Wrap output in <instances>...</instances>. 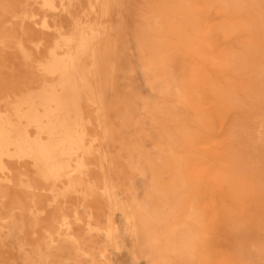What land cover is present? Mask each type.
I'll use <instances>...</instances> for the list:
<instances>
[{
	"label": "bare ground",
	"instance_id": "1",
	"mask_svg": "<svg viewBox=\"0 0 264 264\" xmlns=\"http://www.w3.org/2000/svg\"><path fill=\"white\" fill-rule=\"evenodd\" d=\"M263 142L264 0H0V223L40 264L264 263Z\"/></svg>",
	"mask_w": 264,
	"mask_h": 264
},
{
	"label": "rangeland",
	"instance_id": "2",
	"mask_svg": "<svg viewBox=\"0 0 264 264\" xmlns=\"http://www.w3.org/2000/svg\"><path fill=\"white\" fill-rule=\"evenodd\" d=\"M233 122L238 123V120H233ZM248 125L245 124L244 128L242 130H237L233 134V137L235 139V143L237 146V150L239 153H241L242 156H250L251 153H249V145H252L256 147L258 145V141L252 137V139L249 138L248 133L246 132L249 130ZM244 133L246 135H244ZM264 145V142L262 143ZM233 147V146H232ZM255 167H258V163H255ZM135 183V182H134ZM10 199H6L1 197L0 198V204L7 205ZM15 206V204H14ZM17 222L22 221L25 223V217L23 212L16 211L11 212ZM2 212L0 211V217L2 216ZM152 215L154 217H151L156 222V212H154ZM263 219L259 220L261 222ZM0 264H40L37 258L35 257L34 253L31 251L30 245L26 242V239L23 235L20 233L14 234L17 231L18 224H10V225H4L3 223H0ZM263 235V234H262ZM172 236H163L161 239L160 248L163 249L160 253L161 257L166 258L168 256H175L177 254V250L170 246V242L168 239H171ZM262 238V237H261ZM261 238L255 239L257 242L261 243ZM239 247L242 242H245V235L244 233H240L239 235ZM229 241V240H228ZM229 244L234 245L233 242L229 241ZM250 249L252 251V254L249 252L246 248L239 249L240 255L245 259L248 264H264L261 260H259L261 255H255L256 249L253 246H250ZM20 254L25 255V257L28 259L27 261H24L23 259L18 258ZM56 255L62 256V258H59L57 256H51V262L50 264H64L68 261V258H64L65 255L56 253ZM81 255L77 254V257L79 258ZM237 264H241L237 258H236ZM77 264H82V262L77 259Z\"/></svg>",
	"mask_w": 264,
	"mask_h": 264
}]
</instances>
